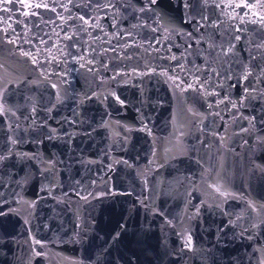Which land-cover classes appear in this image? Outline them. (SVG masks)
<instances>
[{
  "label": "water",
  "instance_id": "obj_1",
  "mask_svg": "<svg viewBox=\"0 0 264 264\" xmlns=\"http://www.w3.org/2000/svg\"><path fill=\"white\" fill-rule=\"evenodd\" d=\"M0 264H264V0H0Z\"/></svg>",
  "mask_w": 264,
  "mask_h": 264
},
{
  "label": "snow or ice",
  "instance_id": "obj_2",
  "mask_svg": "<svg viewBox=\"0 0 264 264\" xmlns=\"http://www.w3.org/2000/svg\"><path fill=\"white\" fill-rule=\"evenodd\" d=\"M150 2H154V0H150Z\"/></svg>",
  "mask_w": 264,
  "mask_h": 264
}]
</instances>
